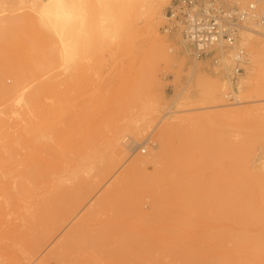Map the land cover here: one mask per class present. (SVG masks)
<instances>
[{"label":"rangeland","instance_id":"1","mask_svg":"<svg viewBox=\"0 0 264 264\" xmlns=\"http://www.w3.org/2000/svg\"><path fill=\"white\" fill-rule=\"evenodd\" d=\"M45 1L0 0V63H6L11 70L0 77V85L5 83L13 87L18 79L21 83L20 93L3 94L0 90V226L2 221L11 218L9 215L15 207L24 203V196L13 200L10 195H24L33 188V176L37 172L34 161H43L47 166L49 187L62 199L55 206V214L59 209L56 216L64 224L46 242L35 238L19 240L18 249L0 255V264H109L110 260L105 259L108 261L105 262L103 258L102 262L96 259L86 263L83 252H88L82 250L81 244H75L73 251L64 250L55 255H51V251L85 216L94 221L91 220L89 226L95 228L90 230L92 233L103 228L104 219L111 225L107 216L116 210L114 201L121 202L116 200L120 192L116 194L114 190L133 192L140 200V210L136 214H150L154 207L153 196L158 194V189L159 193L165 189H161L163 186L157 188L158 184L149 185L153 176L165 166L172 167L170 162L182 159L184 153V159L196 176L211 180L223 175V171L229 173L230 163L226 162L223 167V153L204 146L216 140L208 138L213 132H208L210 128L225 130V145L237 148V157L244 165L238 174L240 219L231 225L241 240L239 259L233 258V263L264 264V183L260 182H264V169H261L264 167V91L258 90L264 86V62L257 58V48H254L255 43L264 44V34L245 32L251 35L250 41L244 40L243 44L250 63L244 74L234 81L229 77L231 70L225 73V69L216 68L211 60L194 59L180 34L163 32L168 23L163 15L171 0H165L153 21L151 33L145 28L144 18L137 16L133 18L132 28L124 30L125 35L123 32L113 41L99 33L96 0H65L67 9L74 14L72 21L59 34L45 33L36 20L38 7ZM12 18L17 20L13 29L8 27ZM154 38L161 44L165 57L161 58L155 51ZM61 47L66 50L60 57ZM38 59L50 62L48 69L39 76L41 81L47 79L48 82L43 114L23 100L37 86L38 79L32 80V71ZM193 66L201 70L200 76L190 77ZM214 85L220 89L218 96L207 97L206 91ZM229 92H235L239 103L225 98ZM220 98L226 105H218ZM230 109H239L240 113H226ZM197 115L217 118L214 122L188 120ZM147 117L152 118L151 127L144 128ZM169 121L176 123L177 129L170 134V147L165 151L162 134L171 124ZM113 134H120V141L128 139L126 152L122 151L125 149L122 144L119 149L110 143ZM131 144L135 146L133 150ZM146 144L147 153L138 152V147ZM229 154L225 155L228 159L231 158ZM143 158L151 161L138 163ZM247 175L255 177L253 190H248ZM84 193L87 194L82 198ZM106 196L109 201L104 202ZM122 197L123 204L126 200ZM111 201L115 204L113 210L110 209L114 206ZM97 204H101L99 210ZM69 208L73 210L68 211ZM91 209L96 216H91ZM125 210V218L119 216V222L111 218L116 216L112 212L110 218L115 224L119 223L118 226L130 219L129 223L133 221V214L128 213L131 218L127 219L128 210ZM137 220L136 225L133 222L134 225L128 223V226L143 238H158V242L159 238L163 241L173 236L170 219L159 220V227L158 222L150 224H155L154 229ZM206 223L204 220L196 225V234L204 231ZM124 226L119 228L121 232L128 227L126 224L123 229ZM127 230L124 233L131 232ZM159 242H155L150 253L134 252L128 257L114 258L113 264H154L156 256L165 257L163 261L168 263L164 264H173ZM204 244L207 249L209 245ZM158 250L164 255L158 254ZM175 263L179 264L177 260Z\"/></svg>","mask_w":264,"mask_h":264},{"label":"bare ground","instance_id":"2","mask_svg":"<svg viewBox=\"0 0 264 264\" xmlns=\"http://www.w3.org/2000/svg\"><path fill=\"white\" fill-rule=\"evenodd\" d=\"M10 1L12 2L18 1L19 3H25L27 0H10ZM164 3H165V0H96V4H97L96 6L97 14L96 15H97V18L100 19L99 27L97 26L99 33L103 36L108 37L110 40L114 38L117 39L119 38L118 36H120L123 32L125 35L126 31L124 30L132 28L131 24L133 22V18L137 16L144 18L145 28L151 33L154 28L153 21L155 20L156 16L159 14ZM73 16H74L73 12L67 9L65 0H47L43 2V4H40V6L38 7V19L36 20L38 21V23L41 26V29L45 33L59 34L63 31V29L65 28V25L72 21ZM163 17L166 18V11ZM8 24H9L8 27H11L13 29L17 25V20L15 18H12V20H10V23L8 22ZM163 32H165L164 28H163ZM245 32L255 34V32H259V30L253 27L244 29V31H242V42H241L242 45L244 44L245 41H250V38H251V35ZM165 33H168V32H165ZM176 33L180 34L179 32H173L169 34H176ZM183 43L186 44L185 42ZM153 47L161 58L165 57L162 51L161 44L156 38H154L153 40ZM254 48H257V58L260 57L259 59L261 60V62H264V44L261 42L255 43ZM65 50L66 48L64 47L59 48L58 53L60 54V57L61 55L62 56L64 55ZM190 54H191V51H190ZM222 61H223V68L221 69L223 70L225 69L224 70L225 73H229L230 70H232V66H233L232 59L230 58L228 54L223 53ZM254 62H256V59ZM249 63L250 62H249V56H248V62L244 67L245 71L247 70ZM182 64L183 65L185 64L183 60H182ZM49 66H50L49 61L41 60V59H38L37 61H35V64L33 65V71H32V77H33L32 80L38 79L37 86L34 88V90L31 93H29V95H27L26 98H23V100L26 99L27 102L30 103L31 106L35 108V111L38 110L40 113L45 111V107L44 108L42 107H43V104L45 103V98H47L46 95L48 91V82H46L47 79L45 77L44 78L46 80L41 81L39 76L46 69H48ZM216 68H219V67H216ZM10 71H11L10 67L6 63H0V77H4L8 75ZM200 74H201V70L197 66H193L190 69V77L200 76ZM20 84H21L20 79L17 80L15 86L13 87H10L6 85L5 83L4 84L2 83L0 85V90L3 94H9V93L17 94L21 92ZM258 90L264 91V86H262ZM219 91L220 89L215 87L214 85L213 87L208 88V91H206L205 95L210 98H215L218 96ZM228 94L235 96L236 99L238 98L235 95V92L233 93L229 92L225 94V98H228L226 97ZM219 100L220 101L218 102V105H226V102L221 100V98ZM234 102H238V99L237 101H234ZM226 113L239 114L240 110L230 109V111H227ZM216 118L217 117L215 115H207V116L197 115V116L188 117V120H190L191 122L197 121L199 123V121L205 119L204 121L214 122ZM151 122H152V118L147 117L144 128L151 127L150 126ZM176 126H177L176 123H171L169 124V127L165 130V132H163L162 141H163L164 150L165 149L168 150V147H170L169 146L170 141L168 142V140L170 139V134L173 133L174 129H177ZM145 130L143 129V131ZM210 131L211 132L213 131V132L212 134L209 135L208 138L213 137L216 140H214L212 144L207 143L208 145L206 144L204 146L205 147L207 146L208 149L209 148L216 149L214 150L216 153L217 152L223 153V167L226 162L227 163L229 162L230 163L229 165L231 167L229 168V173H225V171H223V175L215 176L211 180H206L204 178H201L200 175L196 176L193 173L195 172V170L194 169L192 170L188 162L184 159L186 154L184 153V157H183L180 153L182 159L176 158L174 163L170 162L171 166L173 165L172 167H167L165 166L166 165L165 164L164 165L165 167L162 169V171H160L159 173L153 176L151 183L149 185L152 186L153 184L155 186L158 184L157 188H160L163 186V188L161 189H164V188L165 189L164 190L160 189L161 190L160 193L158 189V194L155 193L154 195L155 197L153 196L154 207L152 208V212L145 216L137 215L138 210H140V206H139L140 200L136 197V195L133 192L131 193L127 191L128 193L127 192L124 193L123 190L121 191L120 189L112 191L113 193L120 192L119 193L121 194L120 198L123 195L127 197V195L129 196V193H131L130 196L126 199H124L125 197H122L123 201L126 200V202H124L125 207H124V203L123 204L121 203L122 199L120 198L116 199L118 200V202L121 200L120 204L117 203V201H114V203L118 205L119 212L117 211V205H116V210L112 211L114 214H116V216L115 215H114L115 217L113 216L111 210L109 211V213L111 212L110 217L113 216L111 218L112 219L114 218L115 221L118 220L119 222V219H121L122 216L125 218V211H126L125 209L129 211V212L127 211V214L128 213L133 214V216L131 215V217L133 218V221H131L130 223L129 221L132 219H130L128 222H126V219H124L127 226H128V223L130 226L131 224L136 225V219H138L142 223H146L149 225L158 222L156 224L157 226L159 225V220L161 219H170L172 221L171 225L173 229H171V232L169 230V232L173 233V236L170 239H166L163 241H161L159 238L161 242H159V240L158 242L160 243V247L162 251L164 253H167L165 255L167 256L169 255L171 257L168 260L169 262L173 264L174 262H176V260L179 264H234L233 258L235 259L237 257L239 259L238 250H239L241 240L239 238V235L234 231L231 225L237 224L240 219L239 211L241 212V210L239 207H240L241 194L239 193L240 184L238 181V174H239V171H241V169L242 170L244 169L243 168L244 165L241 159L239 160V158L237 157V148L236 147L233 148V146L229 147L225 145L226 140H227L225 130L223 131L219 129L217 130L216 128H210L208 132ZM139 133H141L140 129H139ZM141 136H143V134H141ZM120 139H121L120 134H113L110 137V143L115 148H119V149H121L120 146L122 144L123 147L125 148L122 151L126 152L125 150H127L128 148L127 147L128 139L126 140L124 139L122 141H120ZM140 139L141 138H139V140ZM181 144H182V141H181ZM188 149H189V146H188ZM226 151L228 152V154L230 152L229 155L231 158L229 159L226 158L225 155H228ZM138 152L140 151L138 150ZM177 154H179V152ZM150 161L151 160L149 158H143V159H139L138 163L148 164ZM33 165L37 169V172L33 176L34 183H35L33 185V188H31L27 192H24L26 193L24 195L20 193L10 195V199H13V200L21 196L22 197L24 196L25 198H24L23 204L13 209V212H12L13 214L9 215L11 216V218L5 219L1 223V226H0V239L1 240L0 241L2 243L0 245V255H2L5 252L12 251L13 249L14 250L18 249L17 242L19 240L27 241L32 238H35L42 242H46L49 239H51L59 231L61 226L64 224L63 223L64 221H62L61 218L57 217L59 209L56 213L57 216L55 214V210H56L55 206L57 205V202L61 198H58L59 196L57 197V193L55 192V190L53 191L49 187V176H48L47 166L45 162L43 161L35 162L34 161ZM247 169H249L248 166L246 170ZM261 169H264V167L263 168L261 167ZM166 170L169 172L165 173ZM248 177H249L248 190H253L255 186V181H254L255 177L254 178L251 176H248ZM247 178H245V181L247 180ZM260 182L264 183L262 181ZM243 186L244 184H242V187ZM258 191L260 192L259 189ZM122 193L124 194L122 195ZM86 194L87 193H84L82 198H84ZM106 200L109 201L108 196H106V199L104 202H106ZM114 203H112L111 201V204H114ZM115 204L114 206L112 205L113 207H111L110 209L112 210L113 208L115 209ZM121 204L122 206L120 208L119 205ZM96 206H98V204ZM99 206H98V210H99ZM96 209L97 208L95 207V210ZM71 210H73V208L68 209V211H71ZM90 211H92L90 212L91 216L97 215L93 213L94 209H91ZM69 213H72V212H69ZM129 214L127 216V219L128 217H130ZM85 217L86 218L79 219L80 221L78 220L79 222L76 223L77 225H75V227L73 226L74 228L72 229L70 228L71 231L69 230L70 231L69 235H67L68 232L67 234H65V236L67 237L65 238L63 237L64 239L61 240L54 247V249L51 251V255L52 254L55 255L58 252H61L64 250L73 251L74 249L73 247L75 244H79V246L81 244V247L84 246L82 247V250L88 252V253L83 252L85 253L84 258L86 260L85 261L86 263H89L96 259L101 261L100 259L103 258L104 260L105 259H107L108 261L110 260L109 264L111 263L113 264V262H115L114 258L128 257L134 252L143 253L146 251L150 253L152 251L151 248L154 247V244L158 243L157 242L158 238L153 237L154 240L156 239L155 241L149 237L143 238L142 235L139 236V234L131 230L130 226L127 227L130 230H127V228L125 227L126 226L125 223H123V225H121L120 223V226H118L119 223L115 224V221H112V219L109 216H107L108 220L110 221V223H112L111 225L113 224L114 225L111 226V225L106 224L107 219L106 220L104 219L103 221L104 224L101 222V224L104 225L103 228L101 225H99L102 229L100 231L98 230V232L93 231L92 233V231L90 230L92 229L95 230V228L91 229V227H89L91 225L92 218L88 216H85ZM63 218H64V214H63ZM65 219L66 218H64L63 220ZM204 220H206L207 222L205 225V228L203 229L204 231L201 232V234L199 233L200 235H198L195 232L196 225ZM95 221L97 224V220ZM92 222L94 221L92 220ZM120 222H123V221L120 220ZM141 222L139 223L143 226L144 224H142ZM167 223L168 221L166 222V224ZM98 224H100V222H98ZM154 225H150L152 226L151 228L154 229ZM121 226L122 227L124 226L123 229L126 228L127 231H131V232L124 233L126 230L125 231L123 230V232H121V229H119V228H122ZM161 227L162 228L160 229L161 230L164 229L165 231V228H163V226ZM86 231H89L90 233L89 232L86 233ZM164 231L161 233L164 234ZM83 236L86 238H84ZM166 236H167V233L165 234V237ZM81 237H83L84 239L83 238L81 239ZM145 239L146 240L148 239L147 242ZM149 240H151L150 244H149ZM120 242H122V244H120ZM204 243H207L209 245L207 249H206L207 245ZM116 244H119L120 247L116 248L115 247ZM149 245L151 247H149ZM157 246L159 245L157 244ZM30 249H36V248L30 246ZM82 250L80 249V251ZM80 251L79 252L77 251V253L81 254ZM157 253L164 255L162 254V252H159V250ZM160 258L161 257L158 258L156 256L154 258L155 260L154 264H162V263L164 264V262L168 263V261H163L165 257H163V259L162 258L160 259ZM179 259L181 262H179ZM107 260H105V262Z\"/></svg>","mask_w":264,"mask_h":264},{"label":"built area","instance_id":"3","mask_svg":"<svg viewBox=\"0 0 264 264\" xmlns=\"http://www.w3.org/2000/svg\"><path fill=\"white\" fill-rule=\"evenodd\" d=\"M166 18L165 32H179L197 60H211L223 68V53L228 54L233 62L229 77L236 81L248 62L242 31L253 27L264 34V0H171ZM226 97L233 102L238 99L231 94ZM147 146L140 145L138 150L145 154Z\"/></svg>","mask_w":264,"mask_h":264}]
</instances>
